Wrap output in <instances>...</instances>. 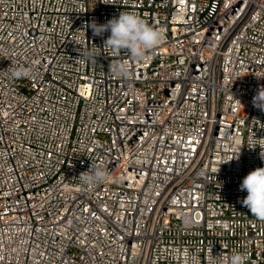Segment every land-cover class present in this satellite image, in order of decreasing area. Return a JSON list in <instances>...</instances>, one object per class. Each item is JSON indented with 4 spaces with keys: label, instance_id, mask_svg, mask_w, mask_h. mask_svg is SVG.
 <instances>
[{
    "label": "built area",
    "instance_id": "1",
    "mask_svg": "<svg viewBox=\"0 0 264 264\" xmlns=\"http://www.w3.org/2000/svg\"><path fill=\"white\" fill-rule=\"evenodd\" d=\"M121 11L164 43L84 59L109 35L84 25ZM261 86L264 0H0V264H264L240 190L264 167ZM90 164L108 180L85 186Z\"/></svg>",
    "mask_w": 264,
    "mask_h": 264
},
{
    "label": "clouds",
    "instance_id": "2",
    "mask_svg": "<svg viewBox=\"0 0 264 264\" xmlns=\"http://www.w3.org/2000/svg\"><path fill=\"white\" fill-rule=\"evenodd\" d=\"M91 29L93 37H104L103 48L95 45V48L84 53L83 58L92 62H97V57L101 56L104 49H110L113 53L126 52L132 60L143 61L147 59V53L164 43L166 34L151 26L147 20L142 18L135 11H121L118 17H113L103 24L97 23L95 19L84 25V31ZM4 72L9 73L11 79H31L34 72L31 68L9 67ZM109 72L119 78L129 76V64L127 62H112ZM253 106L264 112V86H261L252 99ZM254 149L255 146L250 147ZM241 149V148H240ZM260 158L264 161V149L260 151ZM233 159H239V155L232 159L225 160L222 164L229 163ZM109 172L104 165H92L87 171L80 173L79 179L85 186L95 187L109 178ZM240 190L246 191L247 196L241 201L242 205L250 210L252 216L264 222V167H258L249 172L240 184ZM213 259L218 264H223V252ZM249 257L246 253H233L227 264H247Z\"/></svg>",
    "mask_w": 264,
    "mask_h": 264
}]
</instances>
